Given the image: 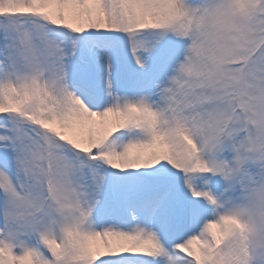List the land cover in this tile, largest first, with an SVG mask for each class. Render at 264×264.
<instances>
[{"label": "snow or ice", "instance_id": "6c2138e0", "mask_svg": "<svg viewBox=\"0 0 264 264\" xmlns=\"http://www.w3.org/2000/svg\"><path fill=\"white\" fill-rule=\"evenodd\" d=\"M0 264H264V0H0Z\"/></svg>", "mask_w": 264, "mask_h": 264}]
</instances>
